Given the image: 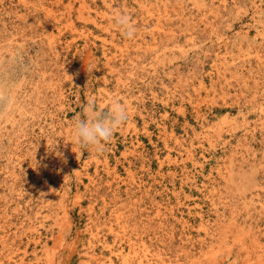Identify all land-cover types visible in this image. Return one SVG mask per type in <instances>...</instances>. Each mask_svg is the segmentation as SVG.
<instances>
[{"label": "rangeland", "instance_id": "rangeland-1", "mask_svg": "<svg viewBox=\"0 0 264 264\" xmlns=\"http://www.w3.org/2000/svg\"><path fill=\"white\" fill-rule=\"evenodd\" d=\"M0 264H264V0H0Z\"/></svg>", "mask_w": 264, "mask_h": 264}, {"label": "clouds", "instance_id": "clouds-1", "mask_svg": "<svg viewBox=\"0 0 264 264\" xmlns=\"http://www.w3.org/2000/svg\"><path fill=\"white\" fill-rule=\"evenodd\" d=\"M113 24L124 38H135L137 27L129 14L116 13ZM128 119V108L119 100H113L107 109H100L94 100H89L82 114L74 120L72 140L83 151L101 153Z\"/></svg>", "mask_w": 264, "mask_h": 264}]
</instances>
